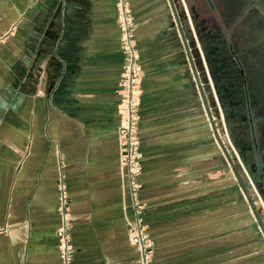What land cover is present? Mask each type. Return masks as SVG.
<instances>
[{
	"label": "crops",
	"instance_id": "1",
	"mask_svg": "<svg viewBox=\"0 0 264 264\" xmlns=\"http://www.w3.org/2000/svg\"><path fill=\"white\" fill-rule=\"evenodd\" d=\"M173 2L182 16V0ZM130 4L143 68L140 199L156 262L264 264L246 199L231 197V165L172 1ZM123 66L117 0H0V264H61L59 153L72 201L73 264H139L120 166Z\"/></svg>",
	"mask_w": 264,
	"mask_h": 264
},
{
	"label": "flooded vegetation",
	"instance_id": "2",
	"mask_svg": "<svg viewBox=\"0 0 264 264\" xmlns=\"http://www.w3.org/2000/svg\"><path fill=\"white\" fill-rule=\"evenodd\" d=\"M190 6L195 17L200 13L195 22L211 62L219 121L264 208V0H190Z\"/></svg>",
	"mask_w": 264,
	"mask_h": 264
},
{
	"label": "built area",
	"instance_id": "3",
	"mask_svg": "<svg viewBox=\"0 0 264 264\" xmlns=\"http://www.w3.org/2000/svg\"><path fill=\"white\" fill-rule=\"evenodd\" d=\"M117 19L121 32V47L124 66L119 82V149L120 166L124 177L125 195L131 199L133 219L127 220L128 239L139 252V264H159L155 260L156 243L149 232L140 199L143 172L141 139L139 132L141 96L143 93V68L136 38V22L130 0H117ZM58 212L60 225L56 235L59 241L61 264H73L75 246L73 244L72 201L66 179V161L59 153ZM250 183L252 185V180ZM254 186V185H252ZM256 190V189H255Z\"/></svg>",
	"mask_w": 264,
	"mask_h": 264
},
{
	"label": "water",
	"instance_id": "4",
	"mask_svg": "<svg viewBox=\"0 0 264 264\" xmlns=\"http://www.w3.org/2000/svg\"><path fill=\"white\" fill-rule=\"evenodd\" d=\"M171 1H172L173 10L175 13L176 21L179 25L180 32H181V35L183 38L184 47H185V50L187 52L188 59H189V62L191 64V67H192V71H193L196 83L198 85V88H199L200 96H201L202 102L204 104V107H205L207 116L209 118V121L211 123L212 129L214 131L215 137H216L220 147L222 148L223 153L225 154L226 158L228 159V161L231 165V168H232V170L236 176V179L239 182V184L242 188V191H243L245 197L247 198V200H248V202H249V204H250V206L254 212V215L257 219V222H258L260 228L262 229V231L264 233V220L261 217V215H260V213L256 207V204H255L254 199H253V197L249 191L247 183L245 182V180H244L242 174L240 173L238 167L234 163V160L232 159V156L230 155L227 147L225 146V144L223 143V141L220 138V135L218 133V129L216 126V122H215V117L213 115L212 108L210 106V101H209L207 94L210 93V95L212 96L211 91H210V85H209L210 84L209 75H212V70L210 68L211 62H209L206 58V44H204L203 41L199 38L200 32H199V28L197 27L196 22H195L196 19H198L200 17L199 16L200 13H199V11L196 10L197 16L195 17L194 16L195 13H194L193 9L190 8L191 7L190 6V0H182L183 7L186 11V16H187L186 20H187V23L189 24L190 29H191L190 30L191 35L194 38V41H196V39H197L196 42L198 43L199 48H200V51H198V55H199V59L202 58V60L200 59V64H201L200 66L202 69L203 78L200 75V71L198 70V66L195 62L193 53L191 51V47L188 43V40H187V37L185 34V30H184V26L182 24L181 16L179 15L177 8H176V5L174 4L173 0H171ZM203 80L205 81L206 85H204Z\"/></svg>",
	"mask_w": 264,
	"mask_h": 264
},
{
	"label": "rangeland",
	"instance_id": "5",
	"mask_svg": "<svg viewBox=\"0 0 264 264\" xmlns=\"http://www.w3.org/2000/svg\"><path fill=\"white\" fill-rule=\"evenodd\" d=\"M182 16H181V19H182V24L184 25V29L186 30V33H188L187 35L189 36V37H191L192 35H191V32H190V26H189V24L187 23V20H186V13H185V10H182V14H181ZM191 38H193V37H191ZM194 39V38H193ZM198 68H199V71H200V75L202 76V78H203V73H202V69H201V66L198 64ZM203 82H204V85H206V83H205V81L203 80ZM208 95V98H209V101H210V106H211V108H212V112H213V115H214V117H215V122H216V126H217V129H218V133H219V135H220V138H221V140L223 141V143L225 144V146L227 147V149H228V151H229V153H230V155L232 156V159L234 160V163L236 164V166L238 167V169H239V171H240V173L242 174V176H243V178H244V180H245V182L247 183V185H248V188H249V191H250V193H251V195H252V197H253V199H254V202H255V204H256V207H257V209H258V211H259V213H260V215H261V217L263 218V220H264V208L262 207V203L260 202V198H259V196H258V194L256 193V190H255V187L254 186H252L251 184H250V179H249V174H248V172H246L245 170L243 171L242 169H241V167H240V163H239V157L238 156H236L234 153H233V151H232V148L230 147V145H229V142H228V139H227V136H226V134L224 133V129H223V126H222V124L220 123V118H219V112H218V110H217V107H216V105H214V103H213V99H212V96L210 95V93H208L207 94ZM208 120H209V118H208ZM210 122V121H209ZM212 127V126H211ZM213 130V129H212ZM216 138V137H215ZM216 141H217V139H216ZM218 145H219V143H218ZM220 146V145H219ZM221 148V147H220ZM221 150H222V148H221ZM223 152V151H222ZM226 157V156H225ZM231 177H232V195H231V197L232 198H235V197H238L239 196V194L241 195V197H244V199H246V204H247V218H248V221H252L254 224V226H255V228L262 234V237H263V244H264V233H263V231H262V229L260 228V226H259V224H258V222H257V219H256V217H255V215H254V212H253V210H252V208H251V206H250V204H249V202H248V200H247V198L245 197V195H244V193H243V191H242V188H241V186H240V184H239V182L237 181V179H236V176H235V174H234V172H233V170H232V168H231Z\"/></svg>",
	"mask_w": 264,
	"mask_h": 264
}]
</instances>
